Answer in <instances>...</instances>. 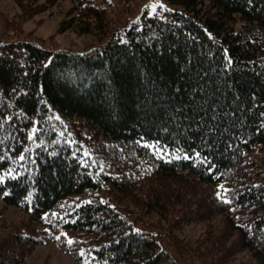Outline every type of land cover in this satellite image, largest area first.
Wrapping results in <instances>:
<instances>
[{
	"label": "trees",
	"instance_id": "1",
	"mask_svg": "<svg viewBox=\"0 0 264 264\" xmlns=\"http://www.w3.org/2000/svg\"><path fill=\"white\" fill-rule=\"evenodd\" d=\"M70 1L68 27L85 21L80 32L97 35L95 46L78 52L28 38L0 41V173H21L0 184V200L32 220L0 242V264H22L23 246L49 240L81 264H182L180 255L264 264L255 238L264 235V129L256 130L264 120V0H164L173 11L158 7L116 28L114 0ZM223 48L234 61L227 70ZM186 63L199 67L206 85L190 106ZM194 112L202 129L189 127ZM34 123L35 142L27 138ZM142 139L159 141L172 158H158ZM194 149L210 152L209 162ZM150 213L161 222L147 220ZM206 219L221 220L197 242L174 235ZM243 253L251 261L239 259Z\"/></svg>",
	"mask_w": 264,
	"mask_h": 264
},
{
	"label": "rangeland",
	"instance_id": "2",
	"mask_svg": "<svg viewBox=\"0 0 264 264\" xmlns=\"http://www.w3.org/2000/svg\"><path fill=\"white\" fill-rule=\"evenodd\" d=\"M1 0L0 1V41L2 37L10 39L28 38L37 40L43 47L56 50L67 49L71 51L84 52L87 48L98 43L97 35L94 33L80 32L81 24L72 27L70 13L72 3L70 0ZM113 1V0H112ZM113 15L118 21L114 28L130 25L137 17L147 14L150 10L146 8L156 0H114ZM165 4L164 0H159ZM116 6V7H115ZM125 9V10H124ZM68 20V22H66ZM87 24V23H86ZM201 212H204L201 209ZM147 220L160 221V216L150 213ZM221 219L190 221L177 231L174 235L183 240L197 242L205 237L211 223L218 229ZM32 220L23 211L14 206L6 205L0 200V242L9 239L12 231L20 227L28 226ZM32 223V222H31ZM220 230V229H219ZM172 235V237H175ZM235 241V240H234ZM232 241L233 245L236 243ZM28 250L25 261L22 264H81L72 254L65 252L53 241L38 246H23L22 253ZM180 254V253H179ZM247 253L239 255V259L251 261ZM179 256V255H178ZM246 256V257H245ZM182 264H200L194 259L179 256Z\"/></svg>",
	"mask_w": 264,
	"mask_h": 264
},
{
	"label": "snow or ice",
	"instance_id": "3",
	"mask_svg": "<svg viewBox=\"0 0 264 264\" xmlns=\"http://www.w3.org/2000/svg\"><path fill=\"white\" fill-rule=\"evenodd\" d=\"M247 3L248 4H252L253 3V0H247ZM146 8L150 9L148 12H147V15L149 17L153 16L154 14H156V12L158 11V7L160 9H164L165 11H173L172 9H168L166 8V6L162 3L159 2V0H156V2H153L149 5H146L145 6ZM137 19H139V17H137ZM160 19H164L163 16L160 17ZM205 32L207 33V35L211 38L212 37V33L211 32H208L207 29H205ZM121 44H128L129 41L127 39H122L119 41ZM89 51L91 52L92 50L89 49ZM169 51H171V49H169ZM223 60H224V63L222 65L223 69L227 70L229 69L233 64H234V61L232 59V57L230 56L229 54V49L227 48H223ZM81 55H83V53H81ZM177 59H179L177 57ZM47 64L48 62L46 61L45 64L43 65L44 67H47ZM181 72H187L188 73V77H189V80L186 82L185 84V87H186V91L188 92H191L192 93V96H193V99L189 101V106L194 102L195 98L196 97H199L201 93H203L205 91V82H204V74L202 73L201 70H199V67L196 66V65H190L188 63H186L182 68H181ZM181 79H184V77L182 76ZM194 82L195 83V87H192L191 86V83ZM40 90L42 91V86L40 88ZM15 92V90H14ZM181 92V89L179 87V84H177V86L173 89V94L174 95H179ZM17 95H20V94H24L23 93V90H21L20 93H16ZM204 103H207V101H203ZM186 106L181 103V109L185 108ZM210 108L212 109H215L216 108V105L215 104H210L209 105ZM182 113L178 110V115H181ZM193 115H195L196 117V120L189 126L190 128H200L202 129L203 127V124H204V121H203V118L199 116L198 113H193ZM204 115H207V112L204 113ZM261 117H264V112H261L259 114ZM6 119H9L11 120L12 117H5ZM57 119H59V117H57ZM173 119H176V117H173ZM183 119L185 120H189V119H192L191 116L189 115H183ZM212 120H215L216 119V116L213 115L211 117ZM198 121V122H197ZM261 129H264V120H262L260 122V127L257 128L256 130L257 131H260ZM37 130V125L34 123L32 125V129L27 133V138L29 140H33L34 141V136H35V132ZM213 131V129L209 128L208 129V132H211ZM205 139H207V137L205 136ZM71 143V141H69ZM141 143L143 144V146L149 148L150 150H152L155 155L158 157V158H167V159H171L172 157L168 155V153L165 151V148L164 147H161L160 144H159V141H148V140H141ZM204 147L207 148V149H211L213 147L212 143H206L204 144ZM27 151V149H26ZM177 151H179V149H177ZM191 153L192 155H194L198 160H200L202 163H208L210 158H211V153L209 152L207 155L202 153L200 150L198 149H194V150H191ZM86 155H88V153H85ZM73 156L76 155L75 152L72 153ZM176 159H179V156L175 157ZM184 158L185 159H191V156L189 155V152L188 151H185L184 152ZM0 159H4V157L0 156ZM25 159V152H20L18 157H17V160H24ZM83 163V161H81ZM214 166L209 164V167H208V171L211 172L212 171V168ZM31 171V170H29ZM7 178H12V179H15L17 177H21V173L20 172H13L11 171L10 169L4 171L3 173H0V184H3L5 182V179ZM218 188H221L223 189V191L225 193H227L229 190L227 188L224 187V185H218L217 186ZM36 189L33 188L32 190H30L27 195L24 197V200H30L32 195H33V192L35 191ZM5 195H7V193H5ZM216 196L219 197L225 204H231V199L227 196V195H221L220 192H216ZM90 203V201H89ZM63 207V206H61ZM114 207V206H113ZM31 210V209H30ZM233 211H235V209H233ZM53 215H56V213H52ZM49 215V213L45 212L43 213V217H47ZM131 223V222H129ZM249 228H251V225H248ZM131 232H135V233H141V229L140 228H132L130 229ZM25 235H27V233H25ZM64 235H67L66 233H64ZM125 235H127V233H125ZM59 239V237H57ZM257 239V243H259L262 247H264V235L260 236V237H255ZM68 243L71 244L73 243V239L72 238H69L68 239ZM80 254L83 256L85 254V250L83 248L80 249ZM85 264H88L87 260H85Z\"/></svg>",
	"mask_w": 264,
	"mask_h": 264
}]
</instances>
